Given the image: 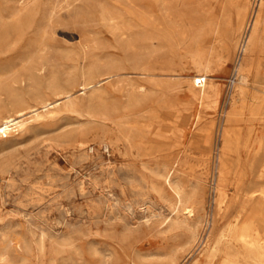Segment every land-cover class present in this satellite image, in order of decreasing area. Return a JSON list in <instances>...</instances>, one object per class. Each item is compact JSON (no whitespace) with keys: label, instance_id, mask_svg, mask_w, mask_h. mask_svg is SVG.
I'll list each match as a JSON object with an SVG mask.
<instances>
[{"label":"rangeland","instance_id":"rangeland-1","mask_svg":"<svg viewBox=\"0 0 264 264\" xmlns=\"http://www.w3.org/2000/svg\"><path fill=\"white\" fill-rule=\"evenodd\" d=\"M258 1L29 0L14 14L17 0H0V90L3 78L16 80L0 117L45 112L48 99L72 93L0 134V243L12 247L0 264H227L229 253L255 263L232 233L259 201L249 190L264 186V52L247 58L237 44L215 53L217 98L202 102L189 80L195 24L213 44L209 11L226 8L234 21ZM242 58L259 59L245 101ZM166 127L164 141L152 136ZM184 204L198 208L193 218Z\"/></svg>","mask_w":264,"mask_h":264},{"label":"bare ground","instance_id":"bare-ground-1","mask_svg":"<svg viewBox=\"0 0 264 264\" xmlns=\"http://www.w3.org/2000/svg\"><path fill=\"white\" fill-rule=\"evenodd\" d=\"M28 1L29 0H17V4L15 5L14 14H18L19 11L28 4ZM223 10H224L223 16H217L212 11L208 12V15L209 17H211V19L215 18L211 23V26L213 28V36L215 38V43L213 44L207 43V39L204 37L203 32H202L204 28L203 25L196 23L194 26L195 29H194V33L192 36V40L195 46L190 50V55L192 57V60L197 65V70L190 77L189 90L192 95L197 97L202 102L209 98H217L219 96L218 86L213 81H211V79L214 76L213 74L214 69L211 67V65H212L215 53H218L217 60H220L222 56H225L223 55L224 53L223 51L230 52L237 44L238 46L240 45L242 46V51L246 55L247 58L249 57V55H252L255 53L261 54L264 52V0H259L257 3V7L254 8L253 10L249 9L248 7L238 8L236 12V18L234 19V21H232L227 16L228 14L227 9L224 8ZM238 35L240 36L239 39H238ZM224 54H226V52ZM258 60L249 63V62H246L244 58H242L238 61V64L235 68V79H236V86H237L236 89H237V92L240 93V95L244 96L243 101L246 100L245 88L249 80L248 78L249 73L251 69L259 68ZM117 74H119V72H114L112 75L116 76ZM110 76L111 74L98 80V82L100 83L102 82V80H107V78H109ZM202 77L205 80H202ZM201 80L202 82H200ZM2 82L4 84V87H3L4 91H7L11 94H16V90H15L16 80L15 79L3 78ZM94 86L95 85L93 83H90L88 86L85 85L84 89L91 88ZM3 90H0V96L3 94L4 92ZM146 90H147V86L145 84H140L138 86V91L145 92ZM59 95L60 96L57 99H54V100L48 99V102L45 103V105H50V106L45 109V112L39 107H34L33 108L34 113L31 116H25L24 115L25 111H22L21 109L16 110L15 113H8V114L2 115L0 117V134L8 135V133L13 132L12 130L22 129L26 127L28 123H30L32 120H36V119L43 117L45 113L50 114L53 111V108L55 106L60 105L62 101H64L62 97H66L69 99V96H71L72 93H70L69 91H66V92L60 93ZM255 97L260 99L259 96H255ZM65 103L67 102L64 101V104ZM168 110L170 111V109ZM178 110L173 109V111L172 110L171 111L172 113L176 114ZM155 111L156 110H154V112ZM150 112H151V109H150ZM177 115L178 114H176V117ZM168 117H169V114H168ZM124 125H128V123ZM134 126L135 125H133V127ZM138 130H135V131L138 132ZM170 130H172V128H170ZM168 131L169 129L167 127L163 129H159L155 133H152V136L162 142L167 138L169 134ZM228 133L229 132H224V138L226 139L227 142H228L227 139L229 135ZM141 134L143 135L142 132ZM261 149H264V145L261 147ZM223 170H224V167L222 168V171ZM257 170L259 172L261 171L262 173V171L264 170V162L261 165V167L258 166ZM173 171L174 170L170 168L167 172L166 177H168L169 181L171 179ZM176 192H177L178 197L180 198V205H181V203H183L182 188L177 187ZM248 193H249L248 194L249 199H252V200L259 199V201L256 202V204L253 205V207L250 210L245 209L239 212V214L237 215L236 221L233 225L232 238L238 242H241V246L244 248V250L247 253L249 254L254 253V257H255L254 264H259V263L264 264V204L262 203L264 201V186L253 188L249 190ZM222 201L223 199L220 200V203ZM197 210L198 208L196 209L195 212L192 211L190 204H184L182 207L183 215L186 216L187 219L193 218L196 215ZM244 216L247 219L244 220V222H241V219ZM41 247L42 249H45L46 243L43 242ZM11 248L12 247H10L9 245H7L5 242L2 241L0 243V259H6L10 254ZM172 260H174V258H172ZM227 264H239L237 255L229 253L227 257Z\"/></svg>","mask_w":264,"mask_h":264},{"label":"built area","instance_id":"built-area-1","mask_svg":"<svg viewBox=\"0 0 264 264\" xmlns=\"http://www.w3.org/2000/svg\"><path fill=\"white\" fill-rule=\"evenodd\" d=\"M202 80H205V79L202 77ZM202 80L200 82H202Z\"/></svg>","mask_w":264,"mask_h":264}]
</instances>
